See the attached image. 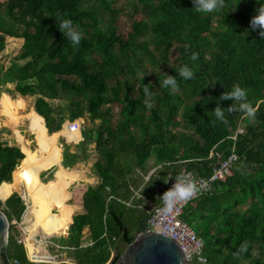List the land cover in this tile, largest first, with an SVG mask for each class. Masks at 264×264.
Here are the masks:
<instances>
[{
    "label": "trees",
    "instance_id": "16d2710c",
    "mask_svg": "<svg viewBox=\"0 0 264 264\" xmlns=\"http://www.w3.org/2000/svg\"><path fill=\"white\" fill-rule=\"evenodd\" d=\"M121 1L0 0V53L7 38L22 41L0 76L19 97L3 96L0 107L16 125V111L27 108L22 98L36 97L26 117L35 149L15 129L19 148L0 143V200L6 199L0 211L9 224L5 257L12 264H47L39 262L43 252L35 236L64 234L70 225L72 264H115L162 204L158 197L168 177L182 169L209 177L214 152L221 160L236 157L231 176L186 204L181 220L202 238L205 264H264V39L250 27L264 0H225L212 13L197 12L193 0ZM62 19L83 33L79 46L59 30ZM185 65L194 72L191 80L179 76ZM165 74L176 76L175 94L160 86ZM235 84L247 90L255 119L237 112L225 113L227 124L216 121L212 112L218 103L224 109L233 104L220 97ZM85 116L89 125L81 128L76 120ZM66 120L72 124L61 130ZM240 122L243 133L233 141ZM79 130L82 141L75 150L65 148L61 161L57 138L76 143ZM92 152L96 184L69 194L81 181L74 167ZM152 157L161 169L144 182L138 175ZM52 168L54 180L44 184ZM71 195L82 213L74 215L77 208L67 204ZM22 200L25 247L14 227L26 209ZM244 242L247 252L235 255Z\"/></svg>",
    "mask_w": 264,
    "mask_h": 264
},
{
    "label": "rangeland",
    "instance_id": "374dc122",
    "mask_svg": "<svg viewBox=\"0 0 264 264\" xmlns=\"http://www.w3.org/2000/svg\"><path fill=\"white\" fill-rule=\"evenodd\" d=\"M119 1L122 2L121 0ZM6 42H7V45H6L5 50L2 53H0V76L3 75V73L10 67V64L13 61V59L19 54L20 48L22 45V41L17 40V39L7 38ZM12 90H13V86L6 85L4 87L0 83V101L3 96H7L12 100H14V98L19 97L17 95H14L11 92ZM22 99L26 102L27 108L23 112H21L20 110L16 111L18 113L17 116L19 118L18 123L16 125H13V123L9 119V116H6V114L2 111V108L0 107V143L9 145V146H12V145L18 146V144L15 142V136H14V131L16 130L20 133V135L24 139H26L29 142L30 150H33L35 149V146H36L34 142V135L27 128L28 122H27L26 117L28 116L30 109L33 107L36 97H25ZM116 113H117V109L115 108L113 110V114H116ZM65 122L70 123L67 120L64 121V123L62 124L61 130L63 129ZM76 122L77 123L79 122L81 128L87 127L89 125V120L87 116H85L83 119L76 120ZM239 124L241 125L240 130L243 131L242 130L243 123L240 122ZM79 132H80V140L77 141L76 143H67L63 136H59L57 138V145L59 146L61 150V161H62V154L65 151V148L70 147L72 150H75L76 146L82 141L81 140V130H79ZM96 157H97L96 152H92L91 154H89L88 158L85 160L83 164H78L74 167L73 170L78 172V174L80 175L81 181L69 187V189L67 190L69 194L73 193V191L79 192L81 189L85 188L86 186H93L96 184V178L91 168ZM145 167H146V173H142L141 175L140 174L138 175L139 177L143 178L144 182L148 179L149 176H151L152 174H157L158 171H160L161 169L160 165L157 166L155 164L153 157L148 160ZM56 172H57L56 168L54 169L52 168V170L45 172V174H43V183L47 184L48 182L53 181ZM16 194L19 195L18 193ZM0 201L4 202L2 200ZM22 202L25 205V208L27 210V206L25 202L23 200ZM73 202H74V198H72V195H71L67 201V204L73 205ZM75 207L77 208V210L75 211L74 215L82 213L81 206L76 205ZM52 213L57 214V211L53 210ZM23 218H24V215L22 216V219L19 223H14V227L18 231L19 241H21L25 247V242L28 238V232H27L28 230L26 229V226L23 225ZM68 228L64 234L52 235L51 237H48V238H43L41 233H38L35 236V241H34L35 247L40 248L43 252V259L39 260V262L47 263V264H58V263L72 264V260L70 259V256L66 250L67 249L66 243L68 241V233H69ZM87 235L88 234H85L84 236V240H83L84 244L89 243V239L87 238Z\"/></svg>",
    "mask_w": 264,
    "mask_h": 264
},
{
    "label": "clouds",
    "instance_id": "9594fccd",
    "mask_svg": "<svg viewBox=\"0 0 264 264\" xmlns=\"http://www.w3.org/2000/svg\"><path fill=\"white\" fill-rule=\"evenodd\" d=\"M224 3L225 0H193V9H195L197 12L212 13L219 8H223ZM256 13L257 14L250 21V27L252 30L259 29V35L262 39H264V4L256 9ZM59 30L63 33V35H67L73 47L79 46L83 38V33L78 31L73 26L71 19H62L59 23ZM198 58V53H193L191 56L193 61L197 60ZM178 72L179 76L185 80H191L194 78V72L187 65L181 67ZM160 86L170 89L172 94H175L179 91V83L176 79V76L165 74V78L160 81ZM144 93L148 98L145 101L146 106L150 109L152 104L148 101L151 100L153 94L149 90V85L144 87ZM220 100L233 101V104L227 109H224L219 106L218 103L214 112H212L216 117V121L227 124L228 120L225 113L230 114L237 112L242 113L243 118L245 119H255L257 110L248 100L247 90L242 88L239 84L233 85L231 91H226L223 93L220 97ZM216 121H211V123L215 125ZM245 167L246 165H240V170L244 169ZM171 179L174 180L172 187L158 197V200L162 202V208L158 209V211L165 214H171L178 204L187 202L196 197L202 191V186L204 183H206L205 181L194 178L192 172L188 171L187 169H182L179 174L175 176V178ZM247 250L248 243L244 242L235 255L239 256L241 253L247 252ZM200 259L201 264H203L204 258L201 257Z\"/></svg>",
    "mask_w": 264,
    "mask_h": 264
},
{
    "label": "built area",
    "instance_id": "2783aa9c",
    "mask_svg": "<svg viewBox=\"0 0 264 264\" xmlns=\"http://www.w3.org/2000/svg\"><path fill=\"white\" fill-rule=\"evenodd\" d=\"M71 124V123H70ZM243 133L238 129L235 135L231 138L236 140L237 134ZM216 157L217 161L214 164L211 175L207 178H197V180L205 181L202 186V191L193 199L180 203L176 206L175 210L171 214H165L158 211L162 208V204L153 208L147 219L145 220L144 232L151 231L154 233L162 234L170 237L180 248L186 262L188 264H201V257L204 258L203 264L206 263V259L203 256L204 242L202 238L195 234V232L181 220L183 209L189 202L198 199L201 195L208 193L212 189V185L216 182H224L231 176V168L236 159L233 154H230L228 158L221 160V155L211 152L209 158ZM167 190L172 187L174 180H170L168 177ZM137 195V193H136Z\"/></svg>",
    "mask_w": 264,
    "mask_h": 264
},
{
    "label": "water",
    "instance_id": "95a60500",
    "mask_svg": "<svg viewBox=\"0 0 264 264\" xmlns=\"http://www.w3.org/2000/svg\"><path fill=\"white\" fill-rule=\"evenodd\" d=\"M17 147L19 148V146ZM168 181L167 179L165 187ZM25 213L26 209L23 215ZM8 227V221L2 211H0V264H12L5 257L8 244ZM115 264L188 263L173 239L162 234L140 230L134 234L133 242L126 247Z\"/></svg>",
    "mask_w": 264,
    "mask_h": 264
},
{
    "label": "crops",
    "instance_id": "0c3cea01",
    "mask_svg": "<svg viewBox=\"0 0 264 264\" xmlns=\"http://www.w3.org/2000/svg\"><path fill=\"white\" fill-rule=\"evenodd\" d=\"M154 160V159H153ZM140 174V173H139ZM141 175V174H140ZM135 195H136V192H135ZM142 208V207H141Z\"/></svg>",
    "mask_w": 264,
    "mask_h": 264
}]
</instances>
